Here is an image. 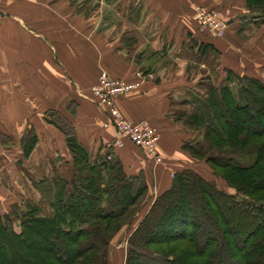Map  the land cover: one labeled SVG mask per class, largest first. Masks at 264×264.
Returning a JSON list of instances; mask_svg holds the SVG:
<instances>
[{
	"label": "trees",
	"instance_id": "1",
	"mask_svg": "<svg viewBox=\"0 0 264 264\" xmlns=\"http://www.w3.org/2000/svg\"><path fill=\"white\" fill-rule=\"evenodd\" d=\"M244 1L264 21V0ZM185 48L190 59L205 63L208 51L217 55L196 40ZM203 94L182 102L190 113L168 115L204 129L201 141H183L181 149L204 161L234 193L192 168L174 171L169 189L155 197L128 237L124 264H264V81L225 70L221 83L206 84ZM45 122L63 135L72 175L39 181L43 204L0 214V264H110L112 241L131 229L149 193L145 178L128 175L113 150H105L108 141L87 149L60 112L48 111ZM36 143L33 129L22 136L25 157Z\"/></svg>",
	"mask_w": 264,
	"mask_h": 264
},
{
	"label": "crops",
	"instance_id": "2",
	"mask_svg": "<svg viewBox=\"0 0 264 264\" xmlns=\"http://www.w3.org/2000/svg\"><path fill=\"white\" fill-rule=\"evenodd\" d=\"M197 5L221 12L228 24L224 38L200 34L192 19ZM193 40L213 47L222 71L264 74V21L244 0H0V135L12 137L9 149L20 153L31 128L38 138L53 137L45 117L58 111L87 149H97L116 133L103 129L108 116L90 101L92 87L101 73L136 84L114 105L125 119L145 120L158 131L162 162L152 163L128 141L113 153L128 175L144 176L156 197L187 162L181 149L187 132L169 111L209 81L208 68L195 63L200 68L193 70L187 56L185 45ZM46 146V153L56 152L51 141ZM64 146L61 138L58 150Z\"/></svg>",
	"mask_w": 264,
	"mask_h": 264
},
{
	"label": "rangeland",
	"instance_id": "3",
	"mask_svg": "<svg viewBox=\"0 0 264 264\" xmlns=\"http://www.w3.org/2000/svg\"><path fill=\"white\" fill-rule=\"evenodd\" d=\"M197 6L215 13L216 15H218L219 19L224 24L226 23L225 24L226 28L222 32V35L218 38L217 37L212 38L209 35H207L206 32L201 31L196 21L193 20V23L196 24L197 30L200 32V34H202L209 41L224 38V36L227 33L228 24L225 21L224 17L222 16L221 12H219L218 9L209 8L207 6H202V5H197ZM87 10L88 9H86V11ZM197 47H198V44L193 45L195 52L197 50ZM197 59L198 58H196V56L193 57V68H194L193 70H199L200 67L198 65H195V63H201V65L206 67V69L208 68V71L206 72L208 73L207 79L209 80L207 85H215V86L219 85L225 77V71H222L221 69H219L218 55H215L214 53L208 51V54H207L208 62L207 63L200 61V60L197 61ZM209 71L211 72L209 73ZM197 72L198 71L196 72L193 71V75L197 76L198 74ZM202 73L205 74L204 71ZM263 75H260L257 72L256 73L251 72L249 74L250 77H258L264 81ZM148 79H153L152 75H149ZM128 84H131V83H128ZM196 89L197 91L198 90L200 91L201 95H204L203 94L205 92L204 86H202L201 89L200 88L198 89V87H196ZM128 93L118 96L115 99L125 96ZM194 93H196V90L194 91ZM173 106L174 108L173 110H171V113L173 114H176L179 112L183 113L184 111L185 113L191 112V108H189V106L187 105L186 106L173 105ZM173 114L172 116L170 115V117L173 119V122H174L175 118ZM47 118L57 121L56 116L52 117V116L47 115ZM184 120L185 119H181V120H177L178 122H176L180 127L183 128L184 132H187L182 137L183 141H190L193 143L201 141L203 138L204 129H193V125L192 127L187 126L184 123ZM27 125H26V130L28 127ZM50 127L51 129L53 128L52 129L53 137L50 136L46 138L45 136H41L40 138H38L37 136V143L34 147L37 149L33 150L28 157L24 156L22 150H20V153H15L14 150L9 149V148H12V146L14 145V142L12 141V137L0 135V214H6V213L11 212V210L15 206H18L20 207V209H22L21 207H23L24 204H29V203L34 204V205H39L41 203L43 204V202L41 201L42 197L38 191V186H37V183L41 181L42 179H52V177L56 174L67 177V178L71 177L72 171H73L72 169L73 161H72L71 154L69 153L68 150H66L67 149L66 146L63 147L64 150L66 151L61 152L58 150L60 149V147H58L59 140L61 142V138H63V135L52 125H50ZM157 134H158V131H157ZM47 141L52 142V144L54 145V149H56V152H52L51 151L52 149L50 150L51 152L49 153H46L44 151V148H47L46 146ZM185 153H186L185 155L187 156V160H186L187 162L183 166H185L186 168H192L195 172L200 174L203 178L214 183L218 189L226 193H234V191L228 187L225 181L213 175L211 168L207 164H205L204 161H196L195 159H192L190 156H188L189 154L187 152ZM32 163H33V166H31ZM170 177L172 179L171 175ZM154 199L155 197L147 194L145 199L142 200L140 204L138 205V207L136 208V211L133 215V218H134L133 223H132L131 229H129L130 231L126 229L122 233L120 238H118L115 241H112L111 247L109 250L110 264H124L127 239L130 236L132 230L136 227L135 225L143 217V215L145 214V212L147 211L148 207L150 206V204L152 203ZM15 229L16 231H18L17 225ZM170 247L164 248V249H167V251H169L168 249H170Z\"/></svg>",
	"mask_w": 264,
	"mask_h": 264
},
{
	"label": "built area",
	"instance_id": "4",
	"mask_svg": "<svg viewBox=\"0 0 264 264\" xmlns=\"http://www.w3.org/2000/svg\"><path fill=\"white\" fill-rule=\"evenodd\" d=\"M192 19L196 21L201 31H204L212 38H218L225 30V24L218 15L202 7H194ZM149 75L146 77L148 78ZM135 84H128L122 80L115 79L107 73H101L97 83L91 89L90 101L106 110L108 120L103 123V128L112 127L116 138L105 144V150L111 151L123 147L128 141L139 148L145 157L154 164L161 162L157 153L158 134L155 128L147 121H130L125 119L114 105V99L135 89ZM107 161L112 159L111 154L105 156ZM173 177V173L171 174Z\"/></svg>",
	"mask_w": 264,
	"mask_h": 264
}]
</instances>
